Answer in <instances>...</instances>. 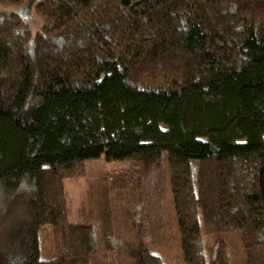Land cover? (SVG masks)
Listing matches in <instances>:
<instances>
[{
  "label": "trees",
  "instance_id": "obj_1",
  "mask_svg": "<svg viewBox=\"0 0 264 264\" xmlns=\"http://www.w3.org/2000/svg\"><path fill=\"white\" fill-rule=\"evenodd\" d=\"M27 3L0 0V264H164L136 205L95 229L64 192L104 157L137 203L164 154L184 264H264V0Z\"/></svg>",
  "mask_w": 264,
  "mask_h": 264
},
{
  "label": "rangeland",
  "instance_id": "obj_2",
  "mask_svg": "<svg viewBox=\"0 0 264 264\" xmlns=\"http://www.w3.org/2000/svg\"><path fill=\"white\" fill-rule=\"evenodd\" d=\"M35 1L37 0H28L18 11L30 19V9ZM32 23L34 26L38 24L35 18ZM126 168V164H109L101 157L86 162V173L82 178L67 180L64 192L70 222L98 229L103 223L101 208L106 206L113 215L111 217L114 222L117 221V226L121 225V228L127 229L129 224H126V219L122 217L125 209L123 206L129 207L133 203L137 206V215L130 218L137 223L140 239L148 243L153 252L163 257L164 264H184L174 206L176 193L171 185L167 154H164L161 166L151 170L143 180V198L137 203L129 201L125 196L119 199V195L131 191L130 189L121 187L123 190L119 194L110 188L112 179L119 177V173ZM116 254L120 264H140L136 248H128L124 244Z\"/></svg>",
  "mask_w": 264,
  "mask_h": 264
}]
</instances>
